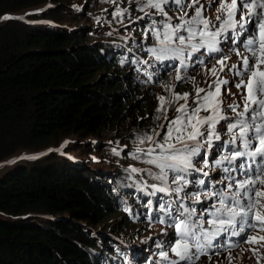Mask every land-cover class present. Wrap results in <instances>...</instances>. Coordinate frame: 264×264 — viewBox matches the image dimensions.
I'll list each match as a JSON object with an SVG mask.
<instances>
[{
    "label": "trees",
    "instance_id": "16d2710c",
    "mask_svg": "<svg viewBox=\"0 0 264 264\" xmlns=\"http://www.w3.org/2000/svg\"><path fill=\"white\" fill-rule=\"evenodd\" d=\"M72 1L0 0V162L61 135L84 147L67 143L35 159L14 160L0 174V214L5 215H0V264H121L124 247L94 232L120 210L135 213L130 203L140 211L152 206H143L131 188L139 184L135 175L106 162L102 140L137 145L143 137L131 130L156 126L157 114H150L141 85L151 79L150 70L159 77L167 67L152 55L155 44L141 51L148 57L145 64L135 52L142 50L139 43L113 33L98 40L88 28L77 27L94 9ZM94 1L97 8L114 4L115 13L122 10L116 1ZM122 4L128 11L121 19L135 7L130 0ZM162 61L176 72L179 60ZM196 69L194 79L205 87L202 78L209 69ZM75 150L89 157L102 152L103 158L88 163L104 170L82 165ZM114 150L118 160L130 156ZM152 192L145 194L150 198ZM107 244L113 250L105 252Z\"/></svg>",
    "mask_w": 264,
    "mask_h": 264
},
{
    "label": "snow or ice",
    "instance_id": "6c2138e0",
    "mask_svg": "<svg viewBox=\"0 0 264 264\" xmlns=\"http://www.w3.org/2000/svg\"><path fill=\"white\" fill-rule=\"evenodd\" d=\"M215 4L216 0H208L207 7L201 0H145L140 9H152L164 17L163 21L153 20L145 32L150 31L156 37L157 46L151 49L153 56L158 60H179L177 81L184 79L181 71H187L189 62L204 65L205 56L212 59L216 58L213 53L220 54L216 58L219 69L213 66L208 70L215 80L207 89L195 88L192 105H189L187 92H174L171 100L158 97L160 103L156 112L163 115L157 119L167 122L159 124L158 128L166 131L162 135L161 131L153 130L152 135H146L139 141L140 144H148L147 149L137 147L133 153L135 159H139V154L149 157L147 163L159 170L156 174L148 170L149 175L160 183L159 187L151 185V195L155 196L157 192L175 194L172 201L161 200L157 205L165 217L170 218L169 226L174 227L177 238L159 242L161 250L155 264H195L201 255H208L209 249L223 246L219 239L222 235L238 236V243L264 246V235H258L264 233V0H219L218 27L204 15ZM185 8L194 11L190 15ZM172 10L181 13L176 18L178 23L168 15ZM126 11L120 10L116 14L122 16ZM229 44L240 57L239 65L227 66L230 57L223 52ZM197 52L200 56L193 59ZM226 67L235 80L229 81L220 75ZM229 85L243 90L242 109L236 102L228 105L233 117L225 116L222 107V88ZM181 99L184 104H180L176 108L177 115L169 119V108L165 104L171 105ZM202 111L209 114L202 116ZM221 121H227L230 138L222 145L228 146L226 154L213 162V168L224 165L223 174L214 179L209 176V171H205L210 167L207 153L202 160L197 157H200L204 146L211 149L213 141L221 139L217 132ZM220 126L223 129L224 125ZM35 158L24 156L18 159ZM201 163L203 168L198 167ZM131 171L142 170L132 168ZM194 173L208 177L209 182ZM188 198H191V204L185 203ZM205 199H212L215 203L205 205ZM152 203L148 201L149 205ZM196 205L201 207L198 209ZM206 216L211 219H206ZM157 218L160 223L167 222L164 218ZM206 224L211 226V230L205 228ZM236 246L228 245L229 248ZM169 251L175 260L170 258ZM253 254H256L255 250Z\"/></svg>",
    "mask_w": 264,
    "mask_h": 264
},
{
    "label": "rangeland",
    "instance_id": "374dc122",
    "mask_svg": "<svg viewBox=\"0 0 264 264\" xmlns=\"http://www.w3.org/2000/svg\"><path fill=\"white\" fill-rule=\"evenodd\" d=\"M111 1H116L115 2L116 5H119V8H121L122 10L126 8V5L124 6L122 4V0H110V2ZM216 1H217L216 7L214 9H212L211 7L207 9V11L212 12V15L217 13V8L219 7V0H216ZM144 2L145 0H130L131 5L132 4L135 5L134 10L130 15L128 14L126 18L121 19L122 16H115L116 13L114 12L115 10H113V7H115L114 4H112L110 7L107 6L106 4L105 6H101L100 8H97L99 3L94 0H73L72 3L81 5L82 7L84 5L86 9L87 7L89 9L91 5H93L92 7L94 9V10L91 9L94 11L93 15L90 13L88 14L87 21H85L86 19L81 18L80 21L76 23V26L88 28L90 33H92L95 37H98L97 38L98 40L104 39L105 35H107L108 33L110 34L113 33V34H118L119 37L122 39H129L131 41L139 43L142 50L135 51L137 53V57L140 58L145 64H148V60H147L148 57L144 58V56L146 55H142L141 51L145 52L146 50L144 49V47L146 46L151 47L152 44H155L154 47H156L157 43H154V41H156V37L152 34V32L150 31L147 33L145 32L144 25L145 24L151 25L153 20L163 21L164 17L156 14L155 11L152 9H145L144 11H141L140 9L143 7ZM201 2L204 3L207 7L208 0H201ZM86 9L84 11H91V10H86ZM185 11H188L189 14L191 15L194 10L193 9L189 10L188 8H185ZM146 12L150 13V15H145ZM178 14L179 12L177 10H172V11H169L168 13V15L172 17L174 23H178L177 22L178 20L176 19ZM64 17L68 18L70 16L67 15ZM139 17H143L144 19L142 20L138 19ZM135 25L137 26V28L134 29L133 27H135ZM157 27H159V24L157 25ZM184 34L186 35V33ZM212 56L216 57V55H212ZM232 56L233 54L230 53L229 57L232 59V61L230 62L228 67H230L232 64H236V65L240 64L239 61H234L235 59L233 60ZM213 59H216V58H213ZM210 65L211 64L209 63V66ZM215 66L218 67L217 65ZM209 69H211V67ZM129 71L131 72V69L128 70V72ZM184 73H185L184 71H181V76L184 77V79L180 81H177L175 79L176 72L171 70L166 76L163 75L161 79H159L155 84L151 83V81L148 80L147 82H145V84L141 85L142 86L141 91H143V93L146 95V97H144V100H146L149 104H151L150 114H157V116L163 115L162 113L156 112L157 107H159L160 102L158 100V97L160 96H164L166 100H171L174 92L181 93V94L187 92L189 93V98H188V102H189L191 99V95H196L195 88L196 87L203 88V85L198 86L200 84L198 79L196 80L193 79L196 73L192 74L190 73L189 69H187V75H189V77L187 78L183 75ZM133 74L134 73L131 72V75ZM202 79L204 80L203 82L206 83L210 81L211 77L204 76ZM226 79H227V76H226ZM168 89H171V91H169ZM241 91L242 90L236 89L235 86L233 87L228 86L227 88H222L223 100L228 99L231 101L234 98V93H240ZM201 95H203V93H201ZM180 104H184L183 99L177 102H174L171 105L167 103L165 104V107L169 108V111H168L169 119L174 117V111ZM203 113L205 112H201L200 115H202ZM144 114L147 115V113H144ZM161 123L166 124L167 122L163 121L162 119L161 120L157 119L156 126H152L147 129L142 128V130H138L137 128H134L133 130H131L129 134L134 135V136L144 137L146 135H152L153 130H156V131H161V134L163 135V132L166 131V129L161 130L158 128V125ZM223 130H225V125L223 129L221 128V126L217 125L218 133L221 134ZM224 138L225 139L228 138V135H223V136L221 135V139L223 140ZM88 140L92 141V139H88ZM65 142L71 143L70 144L71 146L72 145L78 146V148L80 149L84 148V147H79L80 144L83 142L76 140L75 137L73 136L61 135V136L53 137L50 141L45 142L44 144L40 146L36 145V146H32L29 149L25 148V149H20L14 152L12 155H10V157L0 162V174H2L5 170H7L9 166H11L10 161L18 160L19 157H24V156L37 157V155L39 154L47 153L51 151L52 149H59L62 145L65 146L67 144ZM102 143L105 145V148H106L104 150V153L106 154L105 160L112 168L116 169L115 166H117V168L127 170V173L129 174L135 175V179L136 181L139 182V184L132 185L131 188L137 192L136 195L141 199L143 203L142 205L147 206L148 197L146 196L145 192L152 190L150 188V185H160L159 181L155 180L153 176L149 175L148 170H151L153 174L158 173L159 170L155 168V166L147 163V160L149 159V157L143 154H139V159H135L133 158V153L136 152L137 147H140L142 149H147L149 145L144 144L142 146L140 142H136L137 145L136 144L127 145L125 143L114 144L113 141L109 139L102 140ZM223 147L227 149L228 146L224 145ZM114 149L124 151V153H128L130 156H128L125 159L122 158V160H118L117 159L118 154L116 151H114ZM75 151L77 152L75 153L79 156V161H83L82 165L88 162H92L91 160H100L101 158H103L102 152L100 151H99L100 153L99 152L91 153L90 157L83 156L82 152H79L77 150ZM210 152L212 154L216 153L214 150L212 151L210 150ZM221 156L222 155H220L216 159H219ZM84 157H87V158H84ZM88 157L90 161H88ZM200 158L201 157H198V159ZM23 160L28 161L31 159H23ZM211 161L209 160V165H210L209 168L212 167L213 165L212 163L214 162L213 160ZM88 166L92 168L93 170L100 168L97 165H91V163H88ZM199 166L202 168L204 167L203 163L199 164ZM223 167L224 165H221L219 168H215V172L222 171ZM132 168L141 169L142 171L132 172L131 171ZM100 169L104 170L102 168ZM170 176H171V173H170ZM200 178L202 177L200 176ZM173 187H175V185H173ZM131 191H128V192H131ZM129 200H131V198L126 199L127 202ZM208 200H212V199H208ZM130 204L133 205L132 207L135 213H130L129 211L123 212L122 210H120L119 212L120 214L115 215L112 218H109L106 224L102 223L100 229L94 232V234L96 235L98 233L109 235L113 237L115 241L119 242L120 245L124 247L125 251L122 257H120L121 259H124L123 264H127V262L129 261V259L127 258V254L130 248L135 247L137 251H140L143 249V246L146 245V248L148 250L152 248L156 252V254H158L159 251L161 250L158 245L159 244L158 241L159 242L161 241L159 238H161V236L165 233L164 228L160 227L159 224L148 222L147 219L144 218L148 214L149 208H146L145 211H140V209H138V207L135 204L133 203H130ZM0 215L5 216L3 214H0ZM103 228L104 230H102ZM221 237L224 238L226 236L222 235ZM221 237H220V240L222 239ZM229 242H230L229 239L221 240V243L223 246H217V247H214L208 250L210 252V257H209L210 263L217 264L216 260L220 252L223 256H227V255L230 256V252L232 248H229L228 245H226ZM106 249L113 250L111 244H107V246L105 247V252H106ZM233 253L237 255L239 251L233 252ZM109 254H111L112 257L114 258H119L116 255H114L112 251H110ZM151 256L152 255H148V257H151ZM220 263L228 264L229 261L226 262L225 259H223L222 262ZM139 264H146V263L142 261V263L140 262Z\"/></svg>",
    "mask_w": 264,
    "mask_h": 264
},
{
    "label": "clouds",
    "instance_id": "9594fccd",
    "mask_svg": "<svg viewBox=\"0 0 264 264\" xmlns=\"http://www.w3.org/2000/svg\"><path fill=\"white\" fill-rule=\"evenodd\" d=\"M151 250H153L152 248L150 249V250H148L147 248H146V245L145 246H143V249L141 250V254H140V256L141 255H143V256H141V259L139 260V262L137 263V264H139L140 262L142 263V261H144L146 264H147V254L148 253H151ZM130 252V251H129Z\"/></svg>",
    "mask_w": 264,
    "mask_h": 264
},
{
    "label": "bare ground",
    "instance_id": "6f19581e",
    "mask_svg": "<svg viewBox=\"0 0 264 264\" xmlns=\"http://www.w3.org/2000/svg\"><path fill=\"white\" fill-rule=\"evenodd\" d=\"M117 169V168H116ZM149 198V196H147ZM142 256V255H141Z\"/></svg>",
    "mask_w": 264,
    "mask_h": 264
}]
</instances>
